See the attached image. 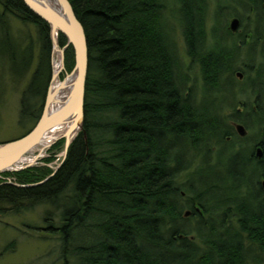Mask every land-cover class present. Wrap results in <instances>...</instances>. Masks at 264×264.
Wrapping results in <instances>:
<instances>
[{"label":"trees","instance_id":"obj_1","mask_svg":"<svg viewBox=\"0 0 264 264\" xmlns=\"http://www.w3.org/2000/svg\"><path fill=\"white\" fill-rule=\"evenodd\" d=\"M167 1L69 0L84 26L89 49L83 131L61 167L44 183L39 184L53 174L49 169L44 173L45 168L12 174L15 183L38 184L33 187L0 179V205L17 212L41 205L57 212L56 231L68 264H248L246 237L239 238L246 229L237 227L234 234L218 240L204 237L201 228L183 221L185 206L179 192L184 189L182 174L214 146L220 148L215 171L230 174V182L218 186L248 183L237 173L252 172L247 161L254 144H238L232 123L248 130L256 127L254 139L264 144V0H234L245 5L243 12L235 13L240 20L236 33L230 31V23L218 20V4L208 31L207 0H173V10ZM0 7L2 18L12 16L37 30L38 69L21 110V118L29 117L34 127L51 80L50 27L23 0H0ZM167 12L176 13L189 69L199 68L200 102L193 89L185 92L189 77L183 73ZM59 41L67 45L62 34ZM31 60L29 54L26 64ZM66 62L72 69L71 46ZM225 85L234 96L230 105L234 121L217 106L216 98L227 91ZM234 86L253 101L236 100ZM38 96L42 100L37 104ZM228 136L232 141L223 144ZM202 171L205 168H198L188 179L208 188L211 184L199 179ZM254 225L258 232L253 240L264 251V221ZM202 244L215 259L206 252L202 260Z\"/></svg>","mask_w":264,"mask_h":264},{"label":"rangeland","instance_id":"obj_2","mask_svg":"<svg viewBox=\"0 0 264 264\" xmlns=\"http://www.w3.org/2000/svg\"><path fill=\"white\" fill-rule=\"evenodd\" d=\"M217 4L220 6L218 20L222 25H228V23L238 15H235V13H239V11L240 13L243 12L241 11V7H245V5H240L234 0H207L208 19L206 26L208 31L214 24L213 14ZM167 7L169 10L175 9L174 1L168 0ZM170 12H167V19L170 26L169 29L178 46V54L183 67V73H186L189 77L185 92L189 89H193L195 93L197 92V101L200 102L201 96L203 95L202 79L199 68L193 66L191 67V70L189 69L190 61L186 54L184 38L177 20L174 19L176 18V13L172 16ZM2 13V8L0 7V143L18 139L27 134L33 128V121L29 119V117L27 120L21 118V110L22 102L30 90L33 75L38 69L39 57V44L36 27L33 24L23 23L9 15L6 18H2ZM244 25L248 26V23H245ZM252 25H250L249 30H253ZM59 45L62 49L66 46H61L60 41ZM67 51L68 48L64 51L65 70H61L60 72V79L62 81H65L64 79L66 76L71 74L75 68L74 57V65L72 69L68 70V64L66 62ZM29 54H32V60L28 61V64H26L27 58L29 60ZM58 54H60V51L56 52L52 43L50 56L51 80L48 89L53 83L52 78L54 70L56 69L57 64H60V57ZM257 62L260 63V60ZM254 68L256 69L255 66ZM236 87L237 86H234V88ZM225 88L227 90L226 93L221 94L219 98H216L218 102L217 106L225 108V117L230 121H234L233 107H230L234 101L231 98L234 96H230L229 94V85H225ZM240 89L241 87L235 89L238 92L237 94L239 97L236 100L252 102L253 99L249 97L250 94L241 93ZM40 99V96H38L37 104L40 102ZM246 131V135L241 137L235 130L237 133L236 135L239 137L237 143L250 146L255 140L254 138L257 136L258 132L256 127L252 130L246 129ZM229 132H232V130L230 129ZM80 133L81 131L78 132L77 136H79ZM211 144L217 145L214 141H212ZM40 148L41 146L38 147V150L35 149L33 154H30L31 151L25 154L27 157L30 155L35 156L36 159L34 162L30 163L29 166H26L27 164H22L21 166H26L23 170L45 168L43 170L44 173L46 172V169H49V175L52 174V172L54 174L55 169L59 166L61 167L67 156H65L66 139H59L47 149H44L42 153L40 152ZM246 152H249L248 147L246 148ZM208 163V155L198 157L194 163V167L191 170L184 172L182 177L187 179L188 176L195 170L197 171L198 168H207ZM251 169L252 172L258 170L255 165H251ZM8 173L11 175L6 176L5 174ZM14 173L16 172L2 173L0 175L1 181L19 185L15 183L17 182V177L12 175ZM56 216L57 212L49 206L39 205L32 209H25L17 212L11 210L9 205L1 204L0 264H68V261L66 263V260L62 258V242L59 233L56 231V228L60 226V222Z\"/></svg>","mask_w":264,"mask_h":264},{"label":"flooded vegetation","instance_id":"obj_3","mask_svg":"<svg viewBox=\"0 0 264 264\" xmlns=\"http://www.w3.org/2000/svg\"><path fill=\"white\" fill-rule=\"evenodd\" d=\"M232 138L231 136L226 137L223 144L230 143ZM210 141L212 142V139ZM253 144V154L249 157L251 161H247V163H249V167L255 165L258 170L251 172L248 176L241 172L237 173V175L246 178L248 181L246 186H218L219 182L226 180L230 182V174L215 171V168L218 167L219 155L217 153L220 148L217 150L216 147H212V154H208V166L199 177L201 181L204 180L202 183L206 182L211 185L208 188L197 187L195 184H190V179L187 178L184 180V189L180 190L179 194L181 200L184 201L185 209L182 217L185 224L198 226L204 233V237H213L215 240L222 236H228L229 233L234 234L237 227H244L246 231L244 235H239V238L246 237L247 249L245 253L248 264H264V251L258 245L259 243H255L253 240L258 232V228L254 224L264 221V144L256 142V140ZM223 148L232 150L227 145H224ZM258 149H261L262 152L260 158L257 157ZM226 154L228 155V153ZM219 176L224 180H221ZM205 177L208 178L205 179ZM253 215L256 219L249 217ZM203 242H208V240ZM208 247L205 244L201 245L202 260L207 257L205 256L206 252L212 259H215V255L213 256L208 251ZM225 264L228 263L225 262Z\"/></svg>","mask_w":264,"mask_h":264},{"label":"water","instance_id":"obj_4","mask_svg":"<svg viewBox=\"0 0 264 264\" xmlns=\"http://www.w3.org/2000/svg\"><path fill=\"white\" fill-rule=\"evenodd\" d=\"M27 8L38 18L47 22L50 27L51 40L54 46V50L60 49L63 53V60L61 70L65 69L64 66V51L66 48L71 46L74 51L75 57V68L71 74L66 76V79L73 77L74 89L70 100L65 103L60 109L56 111H49L50 104V90L51 86L48 89L46 99L44 101L43 111L40 119L37 121L36 125L24 136L11 140L8 142L0 143V175L5 172H18L29 166H19L13 171H9V168L18 166L25 154L33 149L38 144L42 143L46 135L51 134L56 128L68 124L71 120L79 121L77 126V136L78 132L83 131L84 124V107H85V93H86V81L89 71V49H88V40L85 33V29L81 21L78 19L72 4L69 0H57L62 9L61 15L55 12H52L49 9H46L39 5L36 0H23ZM240 27V20L237 17H234L229 24V29L231 32L236 33ZM59 34H62L67 39V45L62 49L59 45ZM239 80L243 79V74L238 72L236 74ZM55 78V72L53 74L52 80ZM240 111L241 108H238ZM236 131L241 137H244L247 133L245 127L241 124H235ZM75 137L68 141L66 137V149L65 156L67 155L68 149L71 143L74 141ZM44 138V139H43ZM60 138H56L52 144ZM51 144V145H52ZM50 146V145H49ZM262 156L261 149L257 151V157ZM60 167V166H59ZM56 168L54 174L59 169ZM52 174L46 180L39 183L42 184L47 181L49 178L54 176ZM38 184L33 185H16L17 187L27 188L33 187Z\"/></svg>","mask_w":264,"mask_h":264},{"label":"bare ground","instance_id":"obj_5","mask_svg":"<svg viewBox=\"0 0 264 264\" xmlns=\"http://www.w3.org/2000/svg\"><path fill=\"white\" fill-rule=\"evenodd\" d=\"M36 1L42 7L61 15L62 9L57 0H36ZM59 51L60 54L58 55L60 57V61H59L60 64H57L56 69L54 70L55 78L53 79V83L50 90V95H51L50 104H49L50 112L56 111L60 109L63 105H65V103H67L70 100L74 89L73 77H70L65 81H62L60 79L63 53L61 52V50L56 49V52ZM78 125H79V121L71 120L68 124H65L64 126L54 129L53 131H51V134L48 133V135L44 137L45 139L43 138L44 140L42 141V143L38 144L37 146H35L33 149L30 150L31 151L30 154H33L35 149L38 150L39 146H41L40 152L42 153L44 149H47L49 145H51L56 138H60L61 136H63V138L66 137L68 141H71L77 133ZM35 159H36L35 156L32 155H30L29 157L26 156L21 160L18 166L9 168V171H13L15 168H18L19 166L21 167L22 164H30L34 162Z\"/></svg>","mask_w":264,"mask_h":264}]
</instances>
